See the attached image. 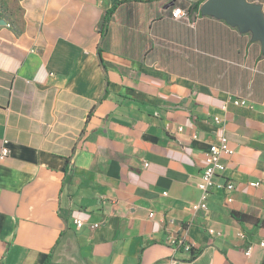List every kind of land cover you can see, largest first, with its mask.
Returning <instances> with one entry per match:
<instances>
[{
  "label": "crops",
  "instance_id": "1",
  "mask_svg": "<svg viewBox=\"0 0 264 264\" xmlns=\"http://www.w3.org/2000/svg\"><path fill=\"white\" fill-rule=\"evenodd\" d=\"M206 1L0 0V264H264V51Z\"/></svg>",
  "mask_w": 264,
  "mask_h": 264
},
{
  "label": "built area",
  "instance_id": "2",
  "mask_svg": "<svg viewBox=\"0 0 264 264\" xmlns=\"http://www.w3.org/2000/svg\"><path fill=\"white\" fill-rule=\"evenodd\" d=\"M190 9H185L181 7H175L171 12V17L174 20H181L185 22H189L188 13ZM232 105L234 107L241 108H250V104L244 100L239 98L229 99L226 103L223 104L222 109H227L228 105ZM264 115V110L262 111ZM216 123H221L218 117L214 118ZM233 154V150L228 146L227 140L224 136L219 137L217 143L212 144L209 147V150L206 154L205 158V166L202 170V173L197 182V189L199 191V201L195 203L194 210L195 211H207V199L210 193L214 190L223 191L226 195V202L232 203L233 199L229 196L230 193L234 190V185L230 180L225 182H218L217 179L224 176V172L226 170V164L224 162V158L226 156H230ZM1 155H6V149L1 151ZM145 166V164H144ZM259 185V184H255ZM153 214H150L152 216ZM263 221H264V212H263ZM76 227H81L82 224L80 222H76ZM100 226V224H92L90 226L91 229H96ZM185 248L191 251V245H184ZM248 251V250H247ZM246 251V252H247Z\"/></svg>",
  "mask_w": 264,
  "mask_h": 264
},
{
  "label": "water",
  "instance_id": "3",
  "mask_svg": "<svg viewBox=\"0 0 264 264\" xmlns=\"http://www.w3.org/2000/svg\"><path fill=\"white\" fill-rule=\"evenodd\" d=\"M203 15H211L236 26L240 32H251L264 51V16L259 5L246 0H207L200 8Z\"/></svg>",
  "mask_w": 264,
  "mask_h": 264
},
{
  "label": "trees",
  "instance_id": "4",
  "mask_svg": "<svg viewBox=\"0 0 264 264\" xmlns=\"http://www.w3.org/2000/svg\"><path fill=\"white\" fill-rule=\"evenodd\" d=\"M113 10L114 9L109 10L107 12L105 18H104V23H103V28H102L103 31H105V29H106V25L108 24V22L110 20V17H111V14H112ZM65 181H66V178H65ZM230 216L233 219H235L238 223H243V222L251 220L250 217H248L246 215H243L241 213L235 212V211H230ZM262 225H264V221H262Z\"/></svg>",
  "mask_w": 264,
  "mask_h": 264
}]
</instances>
